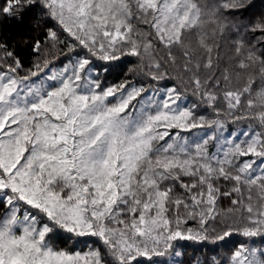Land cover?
Wrapping results in <instances>:
<instances>
[{
    "label": "snow or ice",
    "instance_id": "1",
    "mask_svg": "<svg viewBox=\"0 0 264 264\" xmlns=\"http://www.w3.org/2000/svg\"><path fill=\"white\" fill-rule=\"evenodd\" d=\"M0 264H264V0H0Z\"/></svg>",
    "mask_w": 264,
    "mask_h": 264
}]
</instances>
